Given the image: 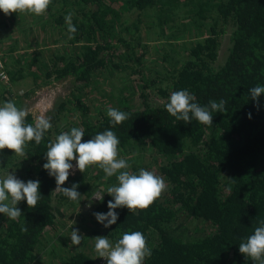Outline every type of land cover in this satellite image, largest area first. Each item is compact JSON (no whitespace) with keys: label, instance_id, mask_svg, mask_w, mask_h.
<instances>
[{"label":"trees","instance_id":"16d2710c","mask_svg":"<svg viewBox=\"0 0 264 264\" xmlns=\"http://www.w3.org/2000/svg\"><path fill=\"white\" fill-rule=\"evenodd\" d=\"M122 10L136 12L135 19L124 18ZM69 12L74 38L64 20ZM30 16L39 26L47 23L51 40L56 31L54 43L63 47L34 56L26 73L7 66L9 79L17 73V78L36 76L30 68L35 64L42 84L67 82L70 91L45 114L52 128L39 145L28 142L24 156L0 150V177L11 172L24 182L39 180L41 195L35 208L20 201L16 220L0 213V264H47L43 258L53 260L56 247L62 252L52 264H101L87 240L72 245L58 234L65 209L79 201L68 205L43 169L48 143L72 127L83 128L82 142L112 130L120 140L118 158L129 162L128 170L153 171L167 185L147 209H115L117 222L87 229L90 238L105 236L115 243L124 232L140 231L151 249L144 264H254L239 252V244L264 221V94L257 105L249 93L264 86V0H52L43 15ZM31 25L25 28L29 33ZM222 36L227 44L221 54ZM99 76L119 87L126 78L138 90L139 106L128 102L130 87L112 100L107 92L110 105L88 106L84 88ZM179 90L189 91L201 106L224 100L225 110L212 112V125L179 121L165 107ZM1 98L0 93V104ZM108 107L128 119L112 125ZM26 123H34L30 112ZM116 183L115 176L106 179L93 165L83 173L70 171L62 187L78 184L80 200L100 190L104 196L96 213L106 214L113 200L106 190Z\"/></svg>","mask_w":264,"mask_h":264},{"label":"clouds","instance_id":"9594fccd","mask_svg":"<svg viewBox=\"0 0 264 264\" xmlns=\"http://www.w3.org/2000/svg\"><path fill=\"white\" fill-rule=\"evenodd\" d=\"M52 0H0V11L5 15L11 13H29L36 16L43 15ZM72 13L65 17L69 38H74L77 29L72 24ZM252 100L257 101L264 94V86L249 89ZM195 97L187 90L173 91L165 105L166 111L179 121L190 123L192 119L201 124L212 125V112H224L225 101H210L207 106L194 102ZM107 116L112 125H118L128 119V114L118 109L108 107ZM29 111L17 107L12 100L0 104V150H11L17 156L25 155L28 142L41 143L45 133L52 128L50 118L41 114L35 117L34 123H26ZM249 118L251 114L249 113ZM83 128L72 127L69 131H62L49 142L45 154L46 163L43 169L55 178L54 192L62 193L70 201H79L81 194L77 191L78 184L70 188L62 187L69 178L70 170L75 167L83 173L89 166H97L103 170L105 178L116 177V184L109 186L106 193L113 197L108 202L109 211L94 213L98 222L104 227L115 224L118 214L117 208H127L129 211L147 209L166 190L165 179L155 172L141 168L137 173L129 171V162L118 158L120 140L112 130L97 133L91 139L82 142ZM40 181L28 180L24 182L9 172L0 177V213L11 220L21 216L17 207L20 201L26 200L29 207L35 208L40 199ZM104 195L95 194L97 200H103ZM107 221V223H105ZM71 244L80 245L83 236L78 230L71 232ZM94 249L98 257L104 258L107 264H144L151 256L146 237L140 231L124 232L122 237L111 242L105 236L94 238ZM239 252L250 258L254 264H264V221L256 227L254 233L239 244Z\"/></svg>","mask_w":264,"mask_h":264},{"label":"rangeland","instance_id":"374dc122","mask_svg":"<svg viewBox=\"0 0 264 264\" xmlns=\"http://www.w3.org/2000/svg\"><path fill=\"white\" fill-rule=\"evenodd\" d=\"M122 15L124 18L128 19L129 21H132L135 19L136 12L134 11H125L122 10ZM30 24L32 27L31 32L29 33V30L25 29L26 26H29ZM39 23L31 18L29 13H11L9 15H5L2 11H0V51L1 53L5 54V59L7 62V66H10V69H16L18 67L22 68L21 71L23 73H26V69L29 67L27 64L29 62L34 63L33 58L36 56L38 59L41 58L43 55L44 57L47 56L48 50L53 49L54 47L58 48V51L62 49L63 44L61 41L59 43L55 44L54 39L58 37V34L56 31L53 30L52 32V40L49 36L48 30H47V23L45 25L39 26ZM45 26V27H44ZM148 43H151V41H148ZM227 42L225 40V36L221 37V46H220V53L222 54L225 51V47ZM14 46L15 49L12 52L8 51L9 46ZM55 48V49H56ZM51 54V53H49ZM48 54V55H49ZM220 54V56H221ZM10 55H13L12 57ZM150 55V54H149ZM11 57V58H10ZM222 57V56H221ZM38 63V62H37ZM23 65L20 66V65ZM34 65V66H33ZM6 66V69L8 68ZM32 71H37L38 73L36 76H34L32 73L24 74L23 78H17L19 76V73L15 74L13 77V80L11 81V88L10 92H4L3 90H0L1 93V104H3L5 101L12 100L16 103L17 107L25 108L27 109L33 116L34 112L33 109L36 105L39 106V110L42 111L44 108V104H46L50 98H48L47 94L51 93L50 89L54 88V100L52 101L51 107L49 110H52L56 104L62 99H65L67 95H69V88L67 86V82H57L56 84H50V83H44L42 84V73L37 69L35 64H32L30 66ZM20 71V72H21ZM10 78V76H9ZM124 84L122 87H119L117 81H108L104 80L102 76L97 77V80L95 84H90L86 88H84V91L86 93L84 97V101L88 102V106L92 107H98L106 103L107 100V92H111V100L115 99V95H118L119 92H121V95H125L129 93L127 91V88L133 89V93L129 95V104L133 105L134 107H138L141 99L138 95V92H136L137 89L131 87L128 83L126 78L123 79ZM47 89V90H45ZM40 91L44 95V97L40 98L38 102L37 98V91ZM138 91V90H137ZM26 93V95H25ZM109 104L110 103H106ZM38 109V107H37ZM48 111H44L42 114L49 113ZM150 155L147 156V160H149ZM73 169L70 171H75L76 167V161L72 163ZM151 166V169H154V166L148 164ZM6 175V174H5ZM4 175V176H5ZM18 178V177H17ZM92 179H90L91 181ZM95 194H100L101 192L98 189H95L92 191V193L80 200L79 203H76V205L69 206L64 211V225L60 227L58 234L65 235V241L67 242L69 239L71 240V232L72 230H78L79 234L83 236V240H87L88 245H92L94 247L95 239L90 238V234H87V229L90 231H93L95 229H98L100 226V222H98L94 216V213H96V206L97 199L93 197ZM69 204H74V202L69 201ZM57 234V235H58ZM93 234V233H91ZM50 237H55L54 234H50ZM64 240V238L62 237ZM55 246H59V242H54ZM59 249L57 253L62 252V247H56ZM94 252L95 249L93 250ZM55 253L53 255V260L50 261L49 257L46 256L43 258V261L48 264H52L55 260H58L59 254ZM98 257V254L96 253V258ZM101 261V264L105 263L107 264L106 259L98 257ZM59 261V260H58Z\"/></svg>","mask_w":264,"mask_h":264},{"label":"built area","instance_id":"2783aa9c","mask_svg":"<svg viewBox=\"0 0 264 264\" xmlns=\"http://www.w3.org/2000/svg\"><path fill=\"white\" fill-rule=\"evenodd\" d=\"M3 54L0 51V90L7 92L6 89H10V79L6 69L5 59L3 58Z\"/></svg>","mask_w":264,"mask_h":264},{"label":"water","instance_id":"95a60500","mask_svg":"<svg viewBox=\"0 0 264 264\" xmlns=\"http://www.w3.org/2000/svg\"><path fill=\"white\" fill-rule=\"evenodd\" d=\"M48 89H50V91H51V93H49V94H47V96H48V98H50V100L46 103V105H45V112L46 111H48L49 109H50V107H51V104H52V101L54 100V98H55V96H54V88L53 87H51V88H48ZM45 90H47V89H45ZM38 95H43L42 93H40V91L39 92H37V96ZM44 97V96H43ZM41 100V99H40ZM39 99H38V102L40 101ZM45 115V114H44Z\"/></svg>","mask_w":264,"mask_h":264},{"label":"flooded vegetation","instance_id":"af4514ba","mask_svg":"<svg viewBox=\"0 0 264 264\" xmlns=\"http://www.w3.org/2000/svg\"><path fill=\"white\" fill-rule=\"evenodd\" d=\"M37 92H39V90H38ZM36 95H37V93H36ZM43 96H44V95H38L37 98L40 99V98H42ZM45 105H46V104H44V108L42 109V111L39 110V106H38V105H36V106L34 107V109H33V112H34V116H33V118H34V119H35L36 116L41 115V114L45 111V108H46ZM37 107H38V109H37Z\"/></svg>","mask_w":264,"mask_h":264},{"label":"crops","instance_id":"0c3cea01","mask_svg":"<svg viewBox=\"0 0 264 264\" xmlns=\"http://www.w3.org/2000/svg\"><path fill=\"white\" fill-rule=\"evenodd\" d=\"M4 59H5V54H4V57H3ZM5 63H6V66H7V62H6V59H5Z\"/></svg>","mask_w":264,"mask_h":264}]
</instances>
